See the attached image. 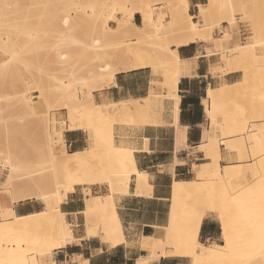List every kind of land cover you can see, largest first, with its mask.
<instances>
[{
  "label": "rangeland",
  "instance_id": "rangeland-1",
  "mask_svg": "<svg viewBox=\"0 0 264 264\" xmlns=\"http://www.w3.org/2000/svg\"><path fill=\"white\" fill-rule=\"evenodd\" d=\"M206 1L204 0V3ZM227 1L220 3L222 8H226ZM230 1L233 3V0ZM236 1L239 3L240 0ZM259 1L260 5L262 3L264 5V0ZM81 2L80 0H0V17H2L0 30L3 29L2 33L0 31V193L15 201L17 192L8 190L4 186L9 171L4 170L3 165L11 162L18 166L22 177L31 179L32 176L31 181L38 184L29 189L42 195L43 205L40 210L44 206L46 208L47 204L52 205L58 192H65L68 185L64 175L66 172L61 163L56 164L58 162L53 163L52 160L50 146L53 143V122L57 127H59L58 120L67 123V111L77 104V100L91 105L92 91L107 85L106 79L100 80L97 73L103 72L108 75L111 69L123 67L132 61L110 59L106 53H110V50L116 48V45L121 44L124 39L136 41L138 37L137 32L129 24L115 29L112 16L118 17L123 13L138 14L136 11L142 8L153 14L166 13L164 19H168L171 5L169 0L142 2L114 0V6L109 4L100 9L96 6L92 7V0H81ZM242 2L248 5L251 0H242ZM176 3L179 13L183 15L181 0ZM259 4L254 5L253 10L251 6V9L246 7L240 10L237 6L241 4L237 3H234L236 10L233 12L221 8L222 11H218H221V14L217 12L216 16L213 15L214 18L210 19L202 34L201 40L210 46H212L211 36L218 38L219 42L221 40L222 48H212V54H217L216 64L212 69L213 74L225 73L228 67L230 68L228 71L231 68L239 70L241 77L237 82L241 84V88L239 93L237 92L238 95L235 93L216 102L222 105L215 109L218 113H216V122L210 120V134L217 138L211 156L213 164L217 165L219 179L216 175L209 176L208 179L215 182L211 192L182 195L175 200L176 226L179 232L193 229L197 218L209 209L211 199L219 202L231 213L236 241H241L255 233L257 228L264 230V12L262 11L264 6L259 7ZM255 8L261 9V11L257 9L259 14H256ZM188 10L189 7L187 12ZM198 10L197 6L196 12L191 14L188 12V14L194 16V20H199ZM66 16L71 18V21L68 20L69 24L62 21ZM224 16L235 18L234 23L232 25L223 23ZM242 17L246 20L240 21ZM251 19L252 21L255 19L256 22L251 23ZM71 22L76 24L73 26ZM135 23L138 26L141 24L139 14ZM144 36V48L140 60L147 63V66H152L154 71L162 76L160 86L163 90L168 72L164 64L155 56L153 48L155 44L162 49L172 44L178 45L184 37L168 25L157 27L156 33L151 37ZM243 44H254V47L250 46L253 52L248 59L226 66L223 55L232 54L236 45ZM106 62L109 68L102 71L100 66ZM215 88H219V85ZM163 94V91L158 93L152 90L147 97L153 104L157 101L156 98H164ZM98 105L102 106V104ZM87 111L84 114L91 117L90 126L88 125L86 129L89 135L88 146L95 134L102 137L97 147L100 156L98 159L99 162L105 161L106 164L108 161L106 157L111 155V151L105 140L108 137L114 140V125L138 124L143 121L141 118L130 119L119 115L98 117L92 113L88 114L92 109ZM233 130L239 131L231 134L230 131ZM228 132L229 134H226ZM219 144L227 151H235L236 161L220 166ZM200 148L198 147V150L202 152ZM198 157H203V154H198ZM198 162L199 158L193 166L194 178H196L195 170L198 168ZM118 183L120 182L115 177L110 185L105 184L108 190L103 191L123 194L117 189ZM92 193L103 194L93 190ZM170 204H173L172 200ZM7 208L4 204H0V218H2L0 244L7 241L9 244H22L25 248L34 246L45 249L49 244L46 240L49 232L46 224L41 221L25 229H14L7 220ZM212 217L219 226L216 217L213 215ZM70 227L72 229L71 225ZM219 231L220 240L217 243L222 241L220 227ZM213 242L216 241L206 244ZM156 253L151 261H155ZM50 254H47L43 261L47 262ZM47 263L52 264L53 261ZM0 264H8V258L2 247H0Z\"/></svg>",
  "mask_w": 264,
  "mask_h": 264
},
{
  "label": "bare ground",
  "instance_id": "bare-ground-1",
  "mask_svg": "<svg viewBox=\"0 0 264 264\" xmlns=\"http://www.w3.org/2000/svg\"><path fill=\"white\" fill-rule=\"evenodd\" d=\"M92 1H93V5L91 4L92 7L96 6L97 8L100 9L103 6H107L109 4L114 6L115 4L114 0H92ZM142 1L143 0H141V2ZM177 1L178 0H169V3L171 5L168 10L169 11L168 19H164V15H166V13L164 14L160 12L157 14L156 13L153 14L148 10L138 8L136 12L141 17V24L139 26L136 25V23L133 21L135 13H123L121 16L118 17L112 16L111 20L114 23L115 29H119L129 24L133 28V30L137 32L138 37L136 41H131L130 39L126 38L124 39V41L121 42V44L119 45L117 44L118 46L116 45V48L114 47L115 49L113 48L112 51L110 50V53L106 52L108 53V57H110V59L117 58L118 60L124 62L132 60L131 62H129L123 67H117L111 69V71L108 72V75H106L103 72H99L97 73V77L100 80L106 79L107 81L106 83L108 85L113 81L116 72L120 70L137 69L147 66V63L140 60V55L144 48L143 36L145 35L144 37H148V36L151 37L153 34L156 33L157 27L168 25L172 28V30L176 31L179 35L183 36L184 39L180 43H178V45L187 44L189 42L196 40H201L202 34L206 26L209 24L210 19L213 17V15L216 16L215 14H217V12L221 10L222 4L220 3L224 0H219V1L207 0L206 3L198 4L199 10L197 17H200L199 20H194V16L188 14L187 9L189 7V0H181L182 6L184 8L183 15H181L178 11V8L176 6ZM258 1L259 0H253L252 2L251 0L250 4L247 5V3L244 4L242 0H240L239 3L236 0L235 2L233 0V3L232 1L229 0L227 1L228 3L226 2L227 9L223 7L224 9L222 8V10H228L229 12H233L234 10H236L234 3L241 4L239 6L236 5L238 9L240 8V10H243V8L246 9V7L248 9H251L250 6L252 7L253 10L254 9L253 6L259 4ZM260 4L259 7L264 6L263 3L262 5ZM258 10L261 11V9ZM221 11L218 13L221 14ZM259 11H257L256 14H259L260 13ZM262 11L264 12V10ZM68 17L66 16L63 18L62 20L63 23L65 24L68 23L69 19L71 21V18ZM247 19L249 20V18ZM234 20L235 18L233 19L231 16L230 17L224 16L222 22L223 23L226 22L232 25L234 23ZM239 20L244 21L246 20V18L242 17V19ZM18 21L20 20L18 19ZM250 21H252V19ZM254 21L255 19L251 23H253ZM73 23L71 25L74 26L76 23L75 24ZM2 24L3 23H1V25ZM95 24H96V20H95ZM69 27L71 26L69 25ZM2 30H0L1 33ZM9 36L11 37V35ZM210 39L212 42L211 43L212 48L213 47H215V49L216 47L222 48L220 39H219L220 42L218 41V38L215 37L213 38L210 37ZM251 45L252 44L236 45L234 48V52L236 53L233 52L232 54L223 55L225 59V65L229 66L231 63H235V62L241 63L246 61L249 55L253 52L251 48L252 46L254 47V44L252 46ZM212 48H206L205 50L206 55L209 56L212 54L213 52ZM153 50L157 59L164 64L165 70L166 72H168V75L165 79L163 86V92H164L163 96L164 98H168L172 102V113L174 118L173 123L177 125V120H178L177 112H178V102H179V96L177 93V82L181 73L182 60L180 59V57L177 56L174 50H171L170 47H166L165 49H162L158 44H155ZM100 68L103 71L104 69L109 68V64L106 62L102 66H100ZM229 69L230 68L228 67L227 71ZM230 71H237V70L231 68ZM240 88H241V84H239V82H235L232 84L220 83L219 88H208L207 95L204 98V105H205L204 111L208 116V118L213 123L216 122L217 111L215 112V109L216 107L218 109L219 105L220 107L222 105V104H217L216 102L217 101L219 102L221 100L220 98L227 96L231 97V95H234L235 93L236 95H238L237 92L239 93ZM153 108L154 107L152 106L150 98L148 97L142 99H130V100L128 99V100L116 101V102L112 101L108 103H103L102 106H99L97 103L93 102V99L91 100V105H86V103L77 100V104L72 108H69L67 111V123L64 120H58L59 127H57L55 122H53L52 125L53 143L50 146V151L53 154L52 160L53 163L54 162H58L56 164L61 163L63 169L65 170L64 172H66V174L64 173V175H66V183L68 185L65 192L62 191L58 192V195L55 198L56 200L54 199L52 205L47 204L46 208H44V210H42L39 213H35L27 216H18L14 213L12 208L10 207L7 208L6 211L7 220L14 229L16 228L25 229L43 221L49 230V232L46 235V240L49 242V244L45 249H41L39 247H34V246H27L25 248L22 244H18V243L9 244L7 243V241H5V243L2 245L0 244V247H2L3 251L6 253V256L8 258V264H49L43 261V258L47 254H50L52 250L63 247L74 240L72 229L70 227L71 223L66 218L67 215L60 211L59 205L61 201H63L66 198L67 194L71 192L76 185H89V186L94 184L110 185L112 181L115 179V177H117L118 181L120 182L118 183L119 187L117 189L119 191H122V193H127L130 177L134 175L136 188L138 190L142 188L145 189L149 188L147 182V175L138 172L135 167V163L133 159V150L123 145H116L112 137H108L107 140H105L111 151V155L106 157V159L108 160V161L106 160L107 164L105 161L102 163L99 162L98 159L100 158V156L97 147L98 144L101 143L102 141V137H100L98 134H95V136L91 140V144L87 148L76 152H68L65 148L64 142L60 140V137L62 136V131L66 129L67 130L87 129L88 125L90 124L89 122L91 117L89 115H85L84 113L88 112L87 110L90 109H92V112H89L88 114L92 113L93 115H96L98 117L107 118L114 115H119V116L128 117L130 119L141 118V120H144L146 121V123L147 122L149 123V120L154 119L156 117V116L154 117V115L158 113L153 111ZM159 116L161 115H159L158 113V117ZM239 124L240 123H238V125ZM178 130L183 131L184 128H178ZM236 131L238 132L239 130H233L230 132L232 134ZM226 134H229V132ZM214 136L210 134L207 137L208 140L199 145V147H201L200 149H202L203 157L199 158V162L197 165L198 168L195 170L196 178H194V180L175 181L173 183L171 190V198H170V201L172 200L173 204L170 205L171 208H170L169 220L166 225L157 227L155 234L149 236H143L142 239L140 238L141 240V242H139L140 246L143 250L147 252V254L144 256H140L137 259L136 264H147L149 261H151V259H153L152 257L155 252H157L155 255V260H158L163 256H186L190 259V264H264V230L257 228V231L255 233L251 234L250 236L246 237L241 241H236L235 225L232 221L231 213L228 210H225V208L219 202H215V200L213 199H211L209 202L210 205L207 212H204L201 216L197 218L194 227L191 231L188 230V231L179 232L177 229L175 200L182 195H196V194H201L203 192H211L214 189L213 184L215 182H213L214 180H209L208 179L209 176L216 175L217 179H219V172L218 169H216L217 165L213 164V157L211 156L213 153V152L211 153V150H214L215 142L217 140V138ZM183 138H184V133H183ZM179 139L181 140V138L179 137L177 140V148H179L180 146H184V140L180 141ZM3 169L9 171V173L5 178L4 186L8 190H13L17 192V195L14 198L15 201L22 200L25 198H31V197H36L40 199L42 198L41 194H34L29 189L32 188L33 186H38L37 183L31 181L32 176L31 179L28 177L29 175H27L29 179L26 178L25 176H23L24 177L23 178L22 175L19 174L18 166L12 164L11 162H8V164H4ZM213 171L214 173L212 174ZM110 174H114V175L112 176ZM89 186L88 189L86 190V197L84 199L85 208L82 211V214L84 216L83 218L85 220L84 223L86 225V236H92L99 233L103 242H106L110 246L114 247L122 243L124 240H126L122 230V224L116 213L114 194L113 192H110L105 195H95L92 193ZM212 215L216 217L219 223L222 241L219 243L213 242L210 244H206L199 240L198 238L199 230L203 219L206 216H212ZM24 252H26L27 254L23 255ZM79 261H80L79 258L77 257L73 258L71 264L74 262L80 264ZM52 264H56V263L53 262Z\"/></svg>",
  "mask_w": 264,
  "mask_h": 264
},
{
  "label": "crops",
  "instance_id": "crops-1",
  "mask_svg": "<svg viewBox=\"0 0 264 264\" xmlns=\"http://www.w3.org/2000/svg\"><path fill=\"white\" fill-rule=\"evenodd\" d=\"M200 3H204V0H189L188 12H196ZM137 17L138 14H135L134 22ZM170 48L182 60L177 82V125L173 123L172 102L168 98H156L157 101L152 104L153 111L161 116L158 117V113H154L156 117L150 119L149 123L143 120L138 124L114 125V143L133 150L135 167L138 172L147 175L149 185L147 189L138 190L132 175L127 193L114 194L116 213L126 240L112 247L102 241L99 233L86 236L82 211L85 208L84 199L89 185H76L59 205L60 211L67 215L71 223L74 240L52 250L47 262L51 260L56 264H70L73 258L77 257L80 264H136L140 256L147 254L140 246V238L155 234L156 228L166 225L169 220L173 183L194 178L193 165L200 158L198 154H203L198 147L208 140L207 137L211 133L210 119L204 111L207 90L220 83L237 82L241 72L238 70L213 74L217 54L206 55V48L212 46L204 40L172 44ZM161 82L162 76L155 72L152 66L120 70L116 72L111 83L92 91V99L97 104L142 99L149 96L152 90L162 92ZM178 128L184 130L179 131ZM179 137L180 141L184 140V146L177 148ZM60 140L64 142L68 152H76L88 147L89 135L86 129H66L62 131ZM219 151L220 166L236 161L235 151H227L220 144ZM89 188L93 192L103 193L97 195L108 194V191H103L108 190L105 184H94ZM33 193L39 194L35 191ZM0 204L12 208L18 216L39 213L45 208L44 206L40 210L43 205L40 198L12 201L1 193ZM198 238L204 243L220 240L219 226L212 216L203 219ZM147 264H190V259L186 256H163Z\"/></svg>",
  "mask_w": 264,
  "mask_h": 264
}]
</instances>
